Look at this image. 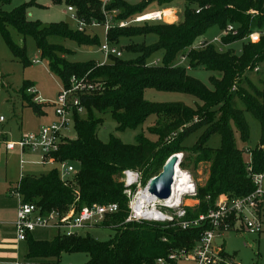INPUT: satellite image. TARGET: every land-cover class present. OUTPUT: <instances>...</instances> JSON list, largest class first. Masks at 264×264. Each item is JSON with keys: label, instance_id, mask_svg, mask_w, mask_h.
<instances>
[{"label": "trees", "instance_id": "1", "mask_svg": "<svg viewBox=\"0 0 264 264\" xmlns=\"http://www.w3.org/2000/svg\"><path fill=\"white\" fill-rule=\"evenodd\" d=\"M9 2L10 0H0ZM61 3L63 0H52ZM183 20L180 22H145L143 25L113 26L107 33L111 44L120 43L122 38L157 35V41L129 43L128 52L137 53L134 59L112 56L110 61L100 64L70 62L69 50L63 45L51 43L52 36L73 39L80 45H100L99 37L87 30H71L67 23L44 25L28 18L25 3L10 13L0 10V30L15 57L25 65L29 64L25 45L16 44L8 27H14L24 36H31L36 42L42 59H46L50 71L63 86H68L73 75L85 76L99 84L97 92L82 96L87 116L75 115L76 138L67 141L57 159H71L78 164L79 176L76 194L63 185L57 169L40 176H25L18 187L24 201L36 204L42 212L62 209L77 200L78 207L93 204L117 203L119 210L107 215L100 224L114 230L108 241H99L87 235H60L52 240H41L28 236L29 259L59 258L63 252H85L89 255L86 264H156V259L166 256L178 248H192L203 233L210 229L207 222L197 229L181 230L172 223L153 221L129 222V198L122 181L125 170L138 171L141 184L157 176L167 160L174 154L192 150L195 164L209 163V175L204 185L197 187L199 204L187 207L185 219L198 217L215 207L221 194L239 198L252 193L255 186L247 170L246 149L238 148L232 124L238 130L243 142L250 138V126L245 112L233 105L238 97L260 122L262 137L252 155L254 173L264 171V93L253 87L248 78L251 72L264 63V34L258 42L246 41L237 54L232 49L220 50L209 44L187 52L190 68L204 67L211 72L221 73V78L211 77L212 88L188 73L185 66H175L179 57L190 49L196 40L212 26L221 30L229 24L238 29L237 35L222 38L224 46L244 40L253 32H264V0H184ZM76 8L77 17L86 23L96 20L104 23L106 13L118 12L114 20L127 21L146 13L150 3H157L161 9L171 7L176 0H140L130 4L127 0H110L103 8L102 0H65ZM33 4H36L34 1ZM199 10V12H197ZM255 10L257 14H251ZM163 51L162 63L149 65L151 56ZM259 71V70H258ZM256 73V72H255ZM34 83L25 81L21 90L23 104L38 115H43V103L34 101L37 94H27ZM146 89L163 92H183L196 96L202 104L191 108L183 103H158L145 99ZM109 113L117 123L118 131L137 130L149 116L157 119L150 132L156 141L136 135L134 144H126L112 136L103 142L98 129L104 123L102 114ZM205 132L193 146L184 145V140L198 128ZM219 133L221 145L208 146L210 137ZM181 167L185 168L184 161ZM133 192L137 186H132ZM165 239V240H164Z\"/></svg>", "mask_w": 264, "mask_h": 264}, {"label": "built area", "instance_id": "2", "mask_svg": "<svg viewBox=\"0 0 264 264\" xmlns=\"http://www.w3.org/2000/svg\"><path fill=\"white\" fill-rule=\"evenodd\" d=\"M103 8L110 0H102ZM171 10L166 14V10ZM68 11L73 18L78 20V30L89 31L91 28L103 26L105 30V43L101 45L104 59L100 64L110 61L112 56L121 57L122 51L111 45L107 40V33L113 26L125 27L129 25H139L145 22L172 23L177 21V10L168 8L158 9L138 15L133 19L114 22L117 13H106V20L100 23L96 20L86 23L77 17L76 8L68 6ZM199 12V10H197ZM251 14L257 11L251 10ZM168 18H174L169 20ZM221 37H216L213 41L199 42L190 49H200L206 45L218 43V48L222 50L225 46L222 38L228 35H237L238 29L235 25L229 24L223 29ZM264 32H253L244 40L253 43L258 42ZM188 60L186 53L182 54L175 66H182ZM162 63V59L149 60V65L157 66ZM259 68L255 69L258 72ZM2 85L0 79V86ZM99 84L91 80L88 75L70 78L68 86H62L56 101L53 103L54 120L48 125L41 126L37 131L23 133L17 141H9L4 138L3 125L6 117L0 115V142L5 139V148L9 151L18 149L20 152L40 154L39 163L55 164L59 166L60 178L63 185L79 193L76 187V180L79 176L78 164L71 159H57L56 156L62 150L63 145L73 140L69 137V124L74 121L75 115L86 111L82 103V96L97 92ZM27 94H37L34 87L27 90ZM34 101L43 103L45 100L41 96H35ZM249 158L246 165L255 189L252 193L244 197L231 198L227 194L219 195L215 207L209 209L205 214H200L196 218L185 219L187 207L199 204L197 197V184L193 175L187 169L175 166L173 177L172 193L167 199H159L148 192L147 184H141V175L138 171L125 170L122 181L125 186V194L129 198V214L126 223L153 221L160 223H172L181 230L197 229L203 227L207 222L210 229L206 230L201 238L195 242L192 248H178L170 251L166 256L156 259V264H237L228 260L223 255V246L215 244V238L225 231H237L247 234H260L264 230V171L254 173L252 168V155L246 149ZM24 158L21 163H24ZM176 179L178 181H176ZM176 184V185H175ZM136 185L138 190L133 192L132 186ZM176 186V189H175ZM19 187V185H18ZM17 187V189H18ZM14 190L12 193L18 201L17 219L15 223L16 239L20 242L27 241L28 236L39 230H54L57 234L72 236L80 235V231L92 225H100L107 215L116 213L119 210L117 203L93 204L91 206L78 207L77 200L62 209H53L50 212H42L41 208L33 203L24 201L23 196ZM194 201V204H187V201ZM165 240V239H164ZM19 264V263H16Z\"/></svg>", "mask_w": 264, "mask_h": 264}, {"label": "rangeland", "instance_id": "3", "mask_svg": "<svg viewBox=\"0 0 264 264\" xmlns=\"http://www.w3.org/2000/svg\"><path fill=\"white\" fill-rule=\"evenodd\" d=\"M36 4H33L32 2ZM130 4H137L140 0H127ZM28 3L32 4L27 9L28 18L31 20H38L44 25H50L53 23L64 22L67 23L71 30H78V20L73 18L72 13L68 11V4L63 0L61 3H53L52 0H10L9 2L0 1V10L6 13H10L15 8ZM175 6H178L177 21L183 20V12L185 7L184 0H176ZM161 9V7L153 2L150 3L145 12H151ZM180 9V10H179ZM118 13V12H117ZM116 13V14H117ZM115 14V16H116ZM116 19V18H115ZM173 20L174 18H168ZM114 22H117L114 20ZM141 23L140 25H143ZM132 26V25H131ZM136 26V25H134ZM11 39L20 45H25L26 56L29 60V64L25 65L20 58L14 56L10 50L1 30H0V79L2 85L0 86V115L6 117L5 133L7 134L9 141H17L21 134L27 132H34L43 125H48L53 122L54 108L53 103L56 101L59 91L62 88L61 80L54 75L48 66L46 59H42L39 50L37 49L36 42L31 36H24L19 33L14 27L9 26ZM89 34L97 35L99 37L100 45L86 46L80 45L73 39H64L56 36L49 38L51 43L63 45L70 52L66 55L68 61L87 62L97 61L104 59V54L101 51V45L105 43V30L103 26L89 29ZM223 30L218 26L210 27L204 35L199 37L194 45H198L199 42L213 41L216 37H221ZM157 35L149 34L146 36H135L132 38H122L120 43L111 44L122 51V59H134L138 56L137 53L128 52L125 50V46L129 43H146L147 45L157 41ZM246 40H239L225 46L223 49H232L237 54L242 51L243 44ZM217 46L218 43H216ZM189 50H186V54ZM163 51L154 53L150 60L162 59ZM178 61V60H177ZM177 61L175 63H177ZM182 66L188 69V73L202 82L208 88H212L210 82L211 77L217 79L221 78V73L211 72L208 69L200 66L197 68H190L189 60ZM258 72H251L248 78L251 85L264 93V63L260 64ZM30 81L34 83L38 90L39 96L45 100L43 109L46 114L43 116L37 115L33 109L25 107L21 97V90L23 89L24 82ZM146 100L158 103H183L191 108H196L201 105L202 102L196 96L183 92H163L155 89H146L144 93ZM264 101V98H263ZM235 108L243 110L247 122L250 126V138L247 142H243L238 130L232 124L234 130L236 144L240 149H255L262 137V129L259 120L249 111H246V106L243 101L236 97L233 100ZM81 118L87 116V111H83L78 115ZM104 123L98 129V137L101 141H109L111 135L115 136L126 144H134L136 135L144 133L145 137L151 141H156L157 136L150 132V128L154 126L157 116L151 115L148 117L142 127L137 130L118 131L116 129L117 123L113 120L109 113L102 114ZM68 135L70 138H76L75 120L69 124ZM206 127L198 128L192 134H190L185 140L184 145L193 146L199 137L205 132ZM5 139L1 142L4 145ZM221 145V135L219 133L213 134L208 142V146L212 148H218ZM40 158V154L37 153ZM35 154L37 159L38 155ZM182 155V161H184L185 168L191 172L194 180L199 185H204L209 175V163H197L195 164V158L193 157L192 150L184 153H178ZM37 155V156H36ZM248 159V153L245 154ZM19 162L20 157H16ZM16 164V162H15ZM59 169V166L55 164L38 165L27 164L25 166V172L30 174L40 175L41 173H47L49 170ZM59 174L61 173L58 170ZM138 190V188H137ZM195 202H192L194 204ZM36 236L41 240H52L57 232L54 230L36 231ZM89 234L93 238L99 241L110 240L115 232L109 227H103L101 225H92L86 227L80 231V235ZM215 244L223 246V255L228 260H232L237 264H264V230L260 234H247L237 231H225L222 235H218L215 238ZM89 261V255L85 252H63L59 258H37V259H22L24 264H86Z\"/></svg>", "mask_w": 264, "mask_h": 264}, {"label": "crops", "instance_id": "4", "mask_svg": "<svg viewBox=\"0 0 264 264\" xmlns=\"http://www.w3.org/2000/svg\"><path fill=\"white\" fill-rule=\"evenodd\" d=\"M169 8L177 10L178 6L172 5ZM102 61H100V59L97 60V62ZM32 87L35 88L38 94V90L36 89L35 85ZM45 114L46 112L43 109V116ZM3 131L4 138L8 139L7 134L5 133V124L3 125ZM16 157H20L19 162H17ZM22 158L25 160L24 163H21ZM39 160V155L36 159L35 154L33 153H22L18 149L9 151L5 148V144L3 145L0 142V264H24L22 259L28 258L27 241L20 242L16 239L15 223L17 219L18 201L12 192L17 189L21 180L25 176H40L47 174L50 171L49 170L47 173H41L40 175H34L30 174L29 172H25V166L27 164L38 165L40 164ZM192 202L194 201L188 200L187 204H192ZM36 234L37 233L35 232L32 233L34 238L39 239Z\"/></svg>", "mask_w": 264, "mask_h": 264}, {"label": "water", "instance_id": "5", "mask_svg": "<svg viewBox=\"0 0 264 264\" xmlns=\"http://www.w3.org/2000/svg\"><path fill=\"white\" fill-rule=\"evenodd\" d=\"M182 155H172L162 168V171L147 183L148 192L159 199H167L172 193L175 166H181Z\"/></svg>", "mask_w": 264, "mask_h": 264}, {"label": "bare ground", "instance_id": "6", "mask_svg": "<svg viewBox=\"0 0 264 264\" xmlns=\"http://www.w3.org/2000/svg\"><path fill=\"white\" fill-rule=\"evenodd\" d=\"M171 13V10H166V14H170ZM179 156H181L180 154H179ZM176 181H178L177 179H176ZM176 185V184H175ZM175 189H176V186H175Z\"/></svg>", "mask_w": 264, "mask_h": 264}]
</instances>
